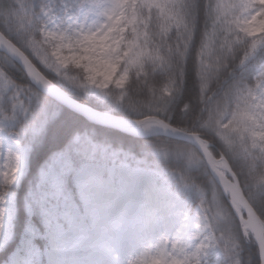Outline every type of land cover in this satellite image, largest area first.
<instances>
[{"label": "trees", "instance_id": "obj_1", "mask_svg": "<svg viewBox=\"0 0 264 264\" xmlns=\"http://www.w3.org/2000/svg\"><path fill=\"white\" fill-rule=\"evenodd\" d=\"M44 1L73 14L82 10L96 22L123 9L127 33L121 46L107 49L79 40L78 51L61 39L45 40ZM218 1L0 0V32L78 102L130 120L158 118L212 144L264 224V38L253 48L235 26L256 10L264 16V6L226 0L230 7L215 28ZM0 128L19 137L27 155L20 184L0 185V197L15 201L17 238L26 206L39 210L42 172L63 156L74 168L87 161L118 162L157 173L180 198L205 211L218 248L208 264H261L254 239L245 236L197 150L92 124L43 96L1 52ZM14 245L2 252L0 263Z\"/></svg>", "mask_w": 264, "mask_h": 264}, {"label": "rangeland", "instance_id": "obj_2", "mask_svg": "<svg viewBox=\"0 0 264 264\" xmlns=\"http://www.w3.org/2000/svg\"><path fill=\"white\" fill-rule=\"evenodd\" d=\"M48 2L42 9L45 40L61 39L78 51L79 40L107 49L121 46L127 33L123 9L96 22L82 10L73 14ZM256 3L264 6V0ZM228 7V1H218L215 28ZM235 26L253 48L264 38L260 10L239 18ZM26 165L19 137L0 128V184L19 185ZM39 185V210L26 206L18 238L15 201L0 197V255L15 242L0 264H208L218 251L205 211L180 198L157 173L118 162L87 161L74 168L60 156L42 172Z\"/></svg>", "mask_w": 264, "mask_h": 264}, {"label": "water", "instance_id": "obj_3", "mask_svg": "<svg viewBox=\"0 0 264 264\" xmlns=\"http://www.w3.org/2000/svg\"><path fill=\"white\" fill-rule=\"evenodd\" d=\"M0 52L9 57L21 68L31 83L42 95L94 125L136 139L163 138L181 142L188 144L197 150L222 192H224L226 196H233L241 207L243 214L249 221L251 233L259 251L261 264H264V224L246 199L239 180L226 158L221 154H219V158L214 157L211 152L213 149L212 144L205 142L197 134L181 131L158 118H146L140 121L129 120L103 113L81 104L50 82L21 52V50H19L1 33ZM219 170L225 174L223 177ZM233 211L239 222L242 224V219L237 211L234 208Z\"/></svg>", "mask_w": 264, "mask_h": 264}, {"label": "bare ground", "instance_id": "obj_4", "mask_svg": "<svg viewBox=\"0 0 264 264\" xmlns=\"http://www.w3.org/2000/svg\"><path fill=\"white\" fill-rule=\"evenodd\" d=\"M143 131V130H141ZM141 131H138V132H141ZM221 176L223 177L225 174L223 172H221L219 170ZM230 201H231V205L235 208V210L237 211L238 215L242 218V221H243V225L245 226L246 230H249L250 229V225H249V221L247 219H244L243 215H242V212L235 200V198L232 196L230 197Z\"/></svg>", "mask_w": 264, "mask_h": 264}, {"label": "snow or ice", "instance_id": "obj_5", "mask_svg": "<svg viewBox=\"0 0 264 264\" xmlns=\"http://www.w3.org/2000/svg\"><path fill=\"white\" fill-rule=\"evenodd\" d=\"M25 264H27V262H25Z\"/></svg>", "mask_w": 264, "mask_h": 264}]
</instances>
